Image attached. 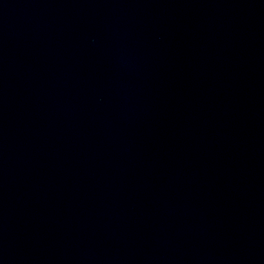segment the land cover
Masks as SVG:
<instances>
[{"label": "water", "instance_id": "obj_1", "mask_svg": "<svg viewBox=\"0 0 264 264\" xmlns=\"http://www.w3.org/2000/svg\"><path fill=\"white\" fill-rule=\"evenodd\" d=\"M0 264H264V0H0Z\"/></svg>", "mask_w": 264, "mask_h": 264}]
</instances>
